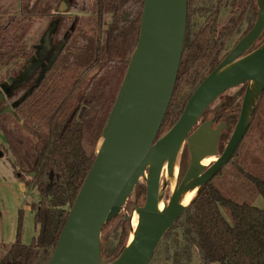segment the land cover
I'll list each match as a JSON object with an SVG mask.
<instances>
[{
  "label": "trees",
  "instance_id": "16d2710c",
  "mask_svg": "<svg viewBox=\"0 0 264 264\" xmlns=\"http://www.w3.org/2000/svg\"><path fill=\"white\" fill-rule=\"evenodd\" d=\"M195 1L187 3L180 66L157 137L179 117L192 93L185 96L184 90L195 88L224 57L219 55L221 36L229 34L250 14L252 23L244 34L257 15L256 0H230L232 16L223 31L211 18L193 28L190 12ZM65 2L68 10L81 14H68L67 10L54 15L50 34L52 61L45 69L16 83L10 95L0 99V131L6 142V146L0 144V150L12 156L17 180L39 194L38 201L30 206L37 235L29 244L22 243L19 213L14 240L2 246L0 264H48L94 160L102 127L138 39L143 0ZM22 22V18L13 16L0 23V62L24 50L17 38ZM263 41L264 30L250 50ZM244 90L242 84L236 95L224 92L219 97L216 113L220 117L215 123H227L219 139L220 152L236 125ZM8 107L11 111L1 112ZM188 158L184 145L179 177L188 166ZM133 191L137 205H143L145 184L137 183ZM258 196L263 200L261 207L254 205ZM118 218L119 215L105 223L101 230L105 261L115 259L127 244L131 226L123 216L117 242L110 246L108 234ZM179 225L182 244L172 255L173 264L188 263L193 247L201 264H264V91L232 158L193 195L163 238Z\"/></svg>",
  "mask_w": 264,
  "mask_h": 264
},
{
  "label": "water",
  "instance_id": "95a60500",
  "mask_svg": "<svg viewBox=\"0 0 264 264\" xmlns=\"http://www.w3.org/2000/svg\"><path fill=\"white\" fill-rule=\"evenodd\" d=\"M187 3L143 0L136 46L102 127L94 160L48 264H148L164 234L184 212L183 197L199 192L228 163L244 137L264 91V41L250 50L264 30V0H256L253 25L197 84L174 124L157 137L180 66ZM58 10H63L62 4ZM32 68L28 66L20 81ZM20 81L6 86L7 95ZM242 84L245 90L239 116L220 152L219 138L226 124L196 123L222 93ZM184 145L189 151L188 166L180 180L175 176L168 200L162 201ZM208 157L215 160L201 164ZM140 179L145 183V200L133 209L137 224L131 227V239L115 259L105 261L102 227L120 213Z\"/></svg>",
  "mask_w": 264,
  "mask_h": 264
},
{
  "label": "rangeland",
  "instance_id": "374dc122",
  "mask_svg": "<svg viewBox=\"0 0 264 264\" xmlns=\"http://www.w3.org/2000/svg\"><path fill=\"white\" fill-rule=\"evenodd\" d=\"M230 0H196L190 12V24L193 28H197L204 23L207 18L215 19L218 30L223 31L224 26L228 23L232 12L230 9ZM58 0H0V23L13 16H19L23 19L21 28L18 31V42L23 45L24 50L14 56L12 59L4 58L0 62V95L3 99L7 97L6 86L14 82L20 81L22 76L27 73L28 66L41 59L44 55L46 46V35L52 29V19L58 10ZM68 14H81L80 11L70 10ZM252 23V15L247 14L241 23L232 29L229 34L222 35L220 56H225L232 48L244 30ZM31 52L28 54L27 52ZM34 56V57H33ZM33 57V60H32ZM31 59V60H30ZM30 63V64H29ZM27 67V68H26ZM19 70V73H18ZM18 73V74H17ZM3 86V87H2ZM239 87L229 89L228 95H236ZM194 87L189 86L184 90V95L188 96ZM238 98V97H237ZM220 103L217 99L211 107H215ZM0 144L6 146V142L2 132L0 131ZM0 256L2 255V246L9 245L13 242L17 226L19 213L22 216L21 241L29 244L32 237L38 233V226L33 220V212L30 210L32 203L39 199L37 190L33 187H27L23 182H19L14 174L11 161L13 160L9 152L0 150ZM181 155V154H180ZM180 155L176 167V175L178 174V166ZM189 160V158H188ZM189 162V161H188ZM187 162V164H188ZM186 164V166H187ZM163 178V177H162ZM164 179V178H163ZM175 181L169 180V189H165L162 201H167L170 191ZM137 183H144L140 179ZM162 183V181H161ZM145 184V183H144ZM195 191H193V195ZM192 195V197H193ZM254 205L261 207L263 200L258 196ZM137 206V199L134 191L130 194L127 202L121 209L117 223H112V227L108 234L110 246H114L117 242L118 235L121 230L120 221L127 217L132 226L133 209ZM182 215V214H181ZM137 220V216L134 215ZM181 217V216H180ZM131 236V228L127 238V242ZM181 242V226L173 229L167 238H162L156 247L148 264H173L172 255L178 250ZM186 264H201L198 251L192 248L191 259Z\"/></svg>",
  "mask_w": 264,
  "mask_h": 264
},
{
  "label": "flooded vegetation",
  "instance_id": "af4514ba",
  "mask_svg": "<svg viewBox=\"0 0 264 264\" xmlns=\"http://www.w3.org/2000/svg\"><path fill=\"white\" fill-rule=\"evenodd\" d=\"M62 4V8H63V10H57L55 13H61V12H66L68 9H67V3L65 2V0H61L60 2H59V6H58V8L60 7V5ZM68 11H70V10H68ZM68 11H67V13H68ZM56 15V14H55ZM54 17V16H53ZM53 23V22H52ZM50 34H51V31L46 35V46H45V51H44V55H43V57L41 58V59H38L37 61H35L34 63H33V61H32V63L30 64V65H33V68H32V70H31V72L29 73V76L31 75V74H33L34 72H39L38 70H41V69H45L46 67H47V64H48V62H49V59L51 58V56L53 55V54H51V50H52V48H51V45H50ZM243 35V34H242ZM241 35V36H242ZM240 36V37H241ZM237 42V41H236ZM235 42V43H236ZM34 57V56H33ZM33 57H32V60H33ZM31 60V59H30ZM18 73H19V70H18ZM17 73V74H18ZM15 86V85H14ZM13 86V87H14ZM12 87V88H13ZM11 88V89H12ZM220 97V96H219ZM219 97L217 98V99H219ZM216 99V100H217ZM215 100V101H216ZM213 104V103H212ZM211 104V105H212ZM211 105H209L208 107H207V109L202 113V115L200 116V118H199V120L197 121V123L196 124H201V123H203V122H205V121H211V124H222V123H224V124H227L226 122H224V121H219V122H216L215 123V121L220 117V115H218L217 113H216V110H217V108H219V105H217V106H215V107H211ZM239 116V115H238ZM196 126V125H195ZM221 136V135H220ZM220 139V138H219ZM184 147V146H183ZM183 149V148H182ZM184 174V173H183ZM183 174H182V176H183ZM178 175V174H177ZM182 176L181 177H179V175H178V180H180L181 178H182ZM169 183H167V186H166V189L168 188H170L169 186Z\"/></svg>",
  "mask_w": 264,
  "mask_h": 264
},
{
  "label": "bare ground",
  "instance_id": "6f19581e",
  "mask_svg": "<svg viewBox=\"0 0 264 264\" xmlns=\"http://www.w3.org/2000/svg\"><path fill=\"white\" fill-rule=\"evenodd\" d=\"M215 160V157H208V158H205V159H203L202 161H201V164H203V165H208L211 161H214ZM166 174L163 172V178H165L166 176H165ZM165 176V177H164ZM176 176V169H175V172H174V177ZM192 195H193V191H191V192H189V193H187L184 197H183V199H182V201H181V204H183V205H186V204H188V202L191 200V198H192ZM162 206H163V204H162V202L159 204V208L161 209L162 208ZM133 214V217H134V219L132 218V228H135V226H136V224H137V220H136V217L134 216V215H136L137 216V214L135 213V212H133L132 213ZM131 239V236H130V238H129V240Z\"/></svg>",
  "mask_w": 264,
  "mask_h": 264
}]
</instances>
